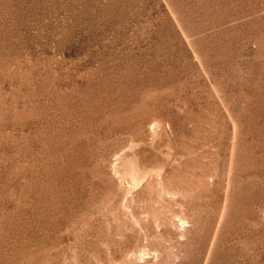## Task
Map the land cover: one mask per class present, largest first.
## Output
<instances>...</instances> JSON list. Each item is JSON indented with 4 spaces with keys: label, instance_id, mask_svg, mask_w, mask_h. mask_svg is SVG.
<instances>
[{
    "label": "rangeland",
    "instance_id": "obj_1",
    "mask_svg": "<svg viewBox=\"0 0 264 264\" xmlns=\"http://www.w3.org/2000/svg\"><path fill=\"white\" fill-rule=\"evenodd\" d=\"M0 264H264V0H0Z\"/></svg>",
    "mask_w": 264,
    "mask_h": 264
},
{
    "label": "bare ground",
    "instance_id": "obj_2",
    "mask_svg": "<svg viewBox=\"0 0 264 264\" xmlns=\"http://www.w3.org/2000/svg\"><path fill=\"white\" fill-rule=\"evenodd\" d=\"M167 156V155H166Z\"/></svg>",
    "mask_w": 264,
    "mask_h": 264
}]
</instances>
